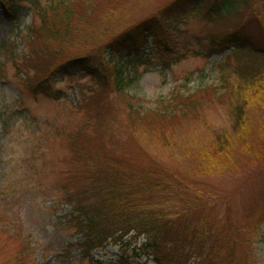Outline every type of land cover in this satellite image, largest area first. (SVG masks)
I'll return each instance as SVG.
<instances>
[{
  "label": "rangeland",
  "instance_id": "rangeland-1",
  "mask_svg": "<svg viewBox=\"0 0 264 264\" xmlns=\"http://www.w3.org/2000/svg\"><path fill=\"white\" fill-rule=\"evenodd\" d=\"M170 1L98 0L90 17L95 23L107 19L111 33H118ZM201 3L191 0L182 7L177 28L171 32L169 52L157 54L148 37L127 60L118 57L125 72L132 75L122 90L103 81L98 85L89 77L56 75L51 91L66 99L33 91L25 82L35 71L23 66V54L40 47V40H32L26 32V27L41 24L34 7L16 8L15 22L0 7V110L6 115L17 108L21 113L8 121V127L5 115L0 117V264H118L120 257H137L128 240L108 243L85 255L78 244L81 234L63 225L64 216L72 212L64 188L77 194L85 184L86 169L93 164L84 154L69 149L64 131L82 123L84 100L95 95L102 97L100 103L107 110L103 120L107 131L95 136L89 151L95 153L96 147L135 169L160 170L177 177L182 186L179 195L197 200L198 212L205 207L208 214L201 227L208 233L188 235L184 241L220 240L222 255L227 250L225 256L235 252L233 257H249L234 264H264V159L250 160L249 150L220 154L214 149L220 134L235 140L229 105L239 99L237 88L243 90L247 80L236 67L237 55L231 50L239 40L214 42L218 29L191 10ZM248 33V39H258ZM162 56L167 68L160 65ZM247 57L239 56V64L244 65ZM107 58L106 52L103 59ZM128 59L141 60L131 63ZM76 68L82 70L83 66L77 64ZM179 94L195 101L185 112L174 107L177 100L173 97ZM128 98L134 99L137 110L152 113L155 119L149 122L131 113L126 107ZM247 109L251 120L262 117L261 110L251 105ZM23 111L29 119H23ZM87 130L95 134L92 126ZM204 147L207 162L229 164L218 172L207 164L204 168L206 160H196ZM161 206L169 208L167 201ZM233 257L223 258L232 261ZM193 260L190 257L186 264ZM124 264L152 263L127 258Z\"/></svg>",
  "mask_w": 264,
  "mask_h": 264
},
{
  "label": "trees",
  "instance_id": "trees-1",
  "mask_svg": "<svg viewBox=\"0 0 264 264\" xmlns=\"http://www.w3.org/2000/svg\"><path fill=\"white\" fill-rule=\"evenodd\" d=\"M190 1L172 0L118 33H111L107 19L96 23L91 19L90 15L98 0H0V6L13 17L12 22L16 19L13 16L14 10L21 3H28L34 7L41 17V24L36 28L34 26L26 28V32H30V35H27L29 38L40 40V47L24 53L21 60L23 66L35 71L25 82L33 91L45 90L51 94L50 86L58 74L76 79L89 77L98 85L103 81L105 84H112L114 90H122L124 85L132 80V75L125 72L124 64H119L118 57L127 60L132 50L143 45L147 37L152 38L157 54L169 52L171 32L177 28V17L182 7ZM191 10L201 14L218 29V35H213L218 43L239 40L238 44L232 45L231 50L237 55L236 67L239 66V72L247 77L243 90L240 87L235 90L236 93H241L239 99L235 103L230 102L229 105V111L233 116L231 129L235 140L230 141L229 132L226 133L228 137L220 134L214 149L220 154L233 152L234 149L238 154L249 150L252 153L249 155L250 160H262L264 0H208L205 3L202 0L198 8L193 6ZM248 31L252 32L260 43L258 39L254 38L256 42L253 38L248 39ZM5 47L9 48L8 45ZM105 52L109 54L106 60L103 59ZM243 54H248L249 57L244 65H241L239 56ZM128 60L131 63H139L141 59ZM77 64L82 65L83 69L76 68ZM23 73L24 76H28L27 71ZM53 96L64 97L60 92L54 93ZM173 98L177 100L173 102L174 107L182 112L189 109L191 104H195L190 95L179 94ZM101 100L100 95L85 99L83 109L86 113L83 114L82 123L73 128L68 127L69 129L64 131L69 149L80 156L84 154L93 163L86 169L85 184L77 194L73 195L67 187L64 188L63 194L72 207V212L64 216L63 225L67 229H72L74 233L81 234L82 241L78 244L83 252L86 254L108 243L117 245L126 239L128 242H132L133 239L135 245L132 251L134 256L139 257H120L118 264H124L127 258L137 260L143 258L152 264H186L191 256H194L192 264H234L240 259L247 261L249 257H238L239 259L233 257L235 252L231 256H225L227 250L222 255L218 250L220 240L217 243L214 241L210 243L208 239L202 237L203 240L199 243L193 240L188 243L184 241L188 235L191 237L196 234L202 235L204 231L201 227L208 214L205 207L201 213L198 212L200 204L197 200L179 195L178 190L182 186L178 183L177 177L160 170L135 169L123 159L107 155L102 149L96 150V147L95 153L89 151L92 141H96L95 136L101 137L102 132L107 131L106 122L103 121L106 120L104 115L107 110L100 103ZM127 100L126 107L131 113L134 112L140 118H147L149 122L155 119L152 118V113L147 112L144 115L142 111L137 110L135 104H132L134 99ZM250 105L261 110L262 117L260 116L258 120L253 121L251 116L247 115V108ZM20 114L17 108L9 113L7 111L6 115L0 110V117L5 115L3 121L7 123V127L8 121L19 118ZM23 119H29L28 115L24 113ZM90 126L95 130L93 136L87 130ZM236 144L240 148H237ZM100 147L103 148V145ZM197 157L196 160L200 163L206 160L204 168L207 164L214 172H218L230 162L220 164L207 162L210 159L206 147L201 149ZM166 201L169 208L165 209L161 205ZM206 232L208 233V231L204 233ZM205 241L208 242V246ZM223 257L233 259L230 261L231 258Z\"/></svg>",
  "mask_w": 264,
  "mask_h": 264
}]
</instances>
